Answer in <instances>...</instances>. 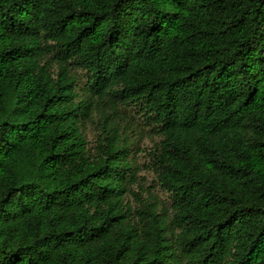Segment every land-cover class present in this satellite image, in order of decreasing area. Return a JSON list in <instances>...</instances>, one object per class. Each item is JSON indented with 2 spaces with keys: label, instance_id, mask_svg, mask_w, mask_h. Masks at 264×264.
Returning <instances> with one entry per match:
<instances>
[{
  "label": "trees",
  "instance_id": "16d2710c",
  "mask_svg": "<svg viewBox=\"0 0 264 264\" xmlns=\"http://www.w3.org/2000/svg\"><path fill=\"white\" fill-rule=\"evenodd\" d=\"M0 264H264V0H0Z\"/></svg>",
  "mask_w": 264,
  "mask_h": 264
},
{
  "label": "rangeland",
  "instance_id": "374dc122",
  "mask_svg": "<svg viewBox=\"0 0 264 264\" xmlns=\"http://www.w3.org/2000/svg\"><path fill=\"white\" fill-rule=\"evenodd\" d=\"M121 127L125 126V123L120 124ZM144 128V127H143ZM133 130L132 132H129L130 130ZM127 129L129 140L139 148L140 151L132 150L133 156L135 155V158L139 164V167L141 169L139 175L140 177L144 178V186L146 188H150L153 186V175L150 170H146V165L148 163V156H146L147 149H150L154 141H157V139L154 136H151L148 132V130H143L142 126L139 124L136 128ZM87 140L91 144L96 137V130L92 126L87 129ZM133 149V148H132ZM153 188V187H152ZM154 193H156L158 196L163 197L162 193L159 192L158 189L154 190Z\"/></svg>",
  "mask_w": 264,
  "mask_h": 264
}]
</instances>
